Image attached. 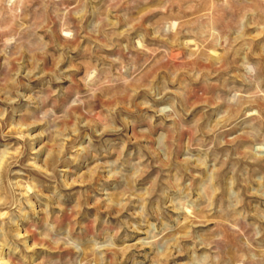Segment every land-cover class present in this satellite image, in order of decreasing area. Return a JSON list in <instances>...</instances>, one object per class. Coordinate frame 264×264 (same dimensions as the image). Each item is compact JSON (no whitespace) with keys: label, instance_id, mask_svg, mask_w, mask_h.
<instances>
[{"label":"rangeland","instance_id":"obj_1","mask_svg":"<svg viewBox=\"0 0 264 264\" xmlns=\"http://www.w3.org/2000/svg\"><path fill=\"white\" fill-rule=\"evenodd\" d=\"M0 264H264V0H0Z\"/></svg>","mask_w":264,"mask_h":264}]
</instances>
